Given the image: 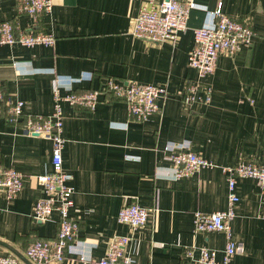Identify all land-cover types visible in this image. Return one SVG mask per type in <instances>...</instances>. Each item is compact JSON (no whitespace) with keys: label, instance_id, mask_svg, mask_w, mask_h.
Segmentation results:
<instances>
[{"label":"crops","instance_id":"0c3cea01","mask_svg":"<svg viewBox=\"0 0 264 264\" xmlns=\"http://www.w3.org/2000/svg\"><path fill=\"white\" fill-rule=\"evenodd\" d=\"M191 1L196 8L187 30L174 43L157 44L130 34L139 0H50L51 10L37 22L17 12V0H0V22L23 30L34 25L55 37L52 47H0V85L8 98L24 102L25 117L51 115L53 79L62 96L100 89L109 78L166 90L159 112L144 122L132 120L124 102L104 95L93 110L62 104L63 170L72 177L71 214L79 221V237L60 264H96L115 236L131 238L126 252L137 264H194L200 248L214 250L218 260L222 256L225 236L193 234V215L227 209L221 168L241 162L264 166V0ZM218 4L232 19L249 21L254 36L249 47L219 56L205 79L210 103L185 108L184 86L197 81L187 65L193 30L209 22ZM174 145H188L214 167L174 180L165 152ZM0 168L24 179L14 199L0 194V256L26 264L27 246L57 232V213L44 222L32 218L43 197L36 178L51 170V142L24 135L1 117ZM258 191L255 180L236 179L239 200L230 226L239 247L231 264H264ZM132 203L157 210L136 230L117 221L120 208Z\"/></svg>","mask_w":264,"mask_h":264},{"label":"built area","instance_id":"2783aa9c","mask_svg":"<svg viewBox=\"0 0 264 264\" xmlns=\"http://www.w3.org/2000/svg\"><path fill=\"white\" fill-rule=\"evenodd\" d=\"M141 7L133 20L132 37L149 42L174 43L179 34L187 30L189 13L195 4L191 0L180 3L176 0H139ZM16 10L32 18L35 22L51 10L50 0H17ZM209 22L193 30V47L187 54V65L194 70L197 81L186 83L181 94L185 108L195 103L209 104L211 89L205 79L216 69L219 56H232L242 47H249L254 36L247 20L237 21L222 11V5L209 14ZM55 37L38 31L34 25L20 29L10 21L0 22V47L19 45L31 48L37 45L52 47ZM53 111L47 117L24 115V102L8 98L0 85V118L18 125L24 135L39 137L51 142V170L36 178L43 197L33 206L32 218L39 222L47 221L52 213L58 214L57 232L53 239H38L30 243L24 251L26 264H60L66 258L69 248L78 240L79 221L71 214L73 189L69 185L72 177L63 170L62 150V104L93 110L98 97L124 102L128 116L136 122H144L159 112L158 102L166 96L163 87L119 82L109 78L100 89L76 94L71 90L62 96L60 84L53 79ZM165 152L173 170V179L188 178L200 170L211 169L214 165L190 151L188 145L166 146ZM129 159V158H127ZM226 175L227 209L211 214L196 212L193 215V234L222 233L226 244L220 260L214 250L200 248L194 264H231L238 250L232 239L231 220L233 208L239 198L236 193V179H253L258 187L262 202L264 220V166L239 163L233 167L221 168ZM23 176L14 169L0 168V194L12 200L23 189ZM157 213L155 208H142L136 203L120 208L117 221L131 230L142 228L148 219ZM131 238L115 236L107 243L105 255L96 264H137L126 252ZM186 255L191 256V251ZM0 264H20L14 256H0Z\"/></svg>","mask_w":264,"mask_h":264}]
</instances>
